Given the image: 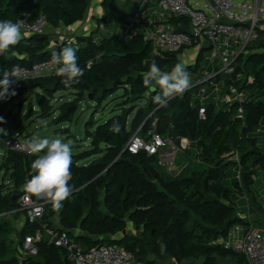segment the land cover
<instances>
[{
    "label": "trees",
    "instance_id": "16d2710c",
    "mask_svg": "<svg viewBox=\"0 0 264 264\" xmlns=\"http://www.w3.org/2000/svg\"><path fill=\"white\" fill-rule=\"evenodd\" d=\"M89 5L90 0H0V19L15 22L29 15V19L34 20L43 14L52 28L72 26L84 18ZM169 19L187 30L185 18ZM65 46L77 49L79 66L84 69L79 83L66 87L61 82L62 77L52 74L14 84L12 89L16 95L0 100V116L5 121L9 117V108L25 93L37 96L42 117L51 112L49 100L62 90L75 94L78 101L91 94L101 103L124 88L137 99H144L148 94L147 106L138 109L131 123H128L130 114L122 111L104 123L92 121L86 124L91 148L72 154L69 183L75 191L59 211L47 203L40 224L27 223L20 232V244L26 235H34L40 225L53 228L51 218L60 212L63 228L57 230L68 232L86 249L117 243L148 264H221L220 260L227 257L237 259L238 264H247L243 255L225 249L214 240L234 224L246 223L236 213L235 189L241 190L253 180L254 174L264 171V154L256 146L258 137L255 136L264 120V52L258 51L264 50V38L249 47L252 51L245 60L248 63L245 68L254 77L251 87L261 93L249 95L242 103L222 101L218 105L207 100L204 103L206 121L199 120L201 104L192 93L193 89L169 100L167 107H159L153 102L159 87L155 91L145 88L143 73L148 71L153 60L163 71H170L178 63L179 53L153 54L151 42L141 33L132 36L114 34L99 41L91 37L78 38L76 45H53L49 33L26 37L0 57V74L14 64L31 65L50 59L53 50L59 52ZM23 54L26 57L21 59ZM237 70H240L238 66ZM236 85L241 89L242 81L238 80ZM68 107L69 104L61 109L60 122L71 119ZM240 108L244 111L242 118L238 116ZM154 110L160 119L162 134L174 138L185 136L194 141L193 148L198 151L203 169L177 177L170 172L173 169L159 168L155 158L144 152L123 153L131 135ZM114 120L121 126L118 134L109 131ZM4 125L0 124V127ZM11 137L10 134L0 136V155L3 154L0 171L13 185L7 193L1 189L0 214L11 213L18 217L22 213L17 210L18 199L25 194L24 184L30 179L31 165L43 153L13 150L7 146ZM236 153L243 169L241 181L233 180L232 188L227 176L229 168L238 164L232 160ZM99 155L98 160L88 165L80 163ZM128 214L140 232L137 235H123ZM78 228L85 235L76 236L73 230ZM11 232L10 223L0 220V264H73L66 250L50 243L45 232L43 239L37 242L38 256L21 259L18 248L12 249L9 243ZM117 234L122 238L114 240ZM161 244L166 246L163 253Z\"/></svg>",
    "mask_w": 264,
    "mask_h": 264
},
{
    "label": "built area",
    "instance_id": "2783aa9c",
    "mask_svg": "<svg viewBox=\"0 0 264 264\" xmlns=\"http://www.w3.org/2000/svg\"><path fill=\"white\" fill-rule=\"evenodd\" d=\"M155 1L153 9L155 18H150L153 28L145 34V39L151 42L153 54L164 56L167 53H180L191 48L200 49L205 44L214 50L212 61L218 63L217 68L206 80L199 82V89L194 94L201 104L198 110L199 120H207L204 103L208 100V91L204 84L220 75L225 78L222 101L230 104L242 103L248 96L236 85L238 80L241 81L242 74L238 73L235 61L243 53L249 52L251 45L262 39L264 0ZM148 5H150L148 0H142L138 13L132 18V25H142V20L147 18ZM171 17L185 18L189 29L184 30L181 24L175 25L166 21ZM18 20L23 21L24 37L46 35L49 32L50 24L43 14L34 20H30L29 15ZM51 29L53 45L77 44L74 35L65 26ZM15 65L23 71L20 73L21 80L15 81L13 85L32 78L50 76L49 73L54 74L56 67L51 64L50 58L31 65L14 64L5 70H10ZM2 73L3 71L0 79L3 78ZM238 116L240 118L244 116L243 108L238 110ZM193 143L189 137L174 138L172 135L162 134L160 119L154 110L131 135L124 149L132 154L144 152L155 158L159 168L171 170L178 166L182 158L187 157L189 150L194 149ZM7 146L16 151L32 154L28 148V140L23 138L12 136ZM232 159L238 163L236 169L241 181L243 167L239 154L236 153ZM26 197V193L20 196L17 208L25 214L24 224H40L48 202L41 198ZM44 232L50 243L66 250L67 257L73 264H148L117 243L101 244L86 249L68 232L49 228L47 225H40L34 235H26L23 242L19 243L17 248L21 259L26 256H38L37 242L43 239ZM214 242L243 255L247 264H264V230L259 229L253 221L234 224Z\"/></svg>",
    "mask_w": 264,
    "mask_h": 264
},
{
    "label": "rangeland",
    "instance_id": "374dc122",
    "mask_svg": "<svg viewBox=\"0 0 264 264\" xmlns=\"http://www.w3.org/2000/svg\"><path fill=\"white\" fill-rule=\"evenodd\" d=\"M51 28L52 27L50 26L49 30ZM94 35L97 38L100 37L99 33ZM250 50L252 51V49ZM213 54V49L204 50L199 62L197 64L196 62H193V65H189L188 69L186 64H188L189 61H194V59H196L195 56H192L188 62H182L181 59L179 60V63L184 64L190 74L191 86L206 80L208 76H211V74L215 72L218 63H213ZM249 55H247V57H249ZM235 62L236 64L238 63L237 66L240 69L238 73L242 74L241 81L243 82L246 77L247 83L249 71L244 68V59H242L241 56L238 57ZM154 87L155 89L157 88V86ZM204 87L207 88L208 99L217 101L219 100L218 98L222 94V91L225 87V78L220 75L211 82H206ZM198 89L199 88L193 89L192 93H196ZM39 92L45 97V94L42 91ZM147 95L144 99H137L136 97H132L131 94L124 88H120L113 95L109 96L101 103H98L96 99H90V95H86L82 101H78V97L75 94L70 91L62 90L56 92L49 100L51 112L45 117H42V109L40 108V103L37 96L35 94L29 95L28 93H25L9 108V117L3 128L7 131V134L26 140H30L34 135H39L41 137L62 138L65 142H70L72 144V153H76L80 150L84 151L91 148V140L87 137L86 131V124L88 122L95 121L97 124H101L107 121L110 117L123 111L126 114H130L128 117V123H131L138 109H145L147 106L149 97V95ZM211 95L213 96L211 97ZM67 104L70 106L68 107V110L69 114L71 115V119L60 122L59 118L62 115L61 112L63 111L61 109ZM42 120L47 121L46 128L40 125L39 121ZM79 145L80 147H78ZM188 156L192 157V159H190ZM2 157L3 154L0 155V159ZM99 157L100 155L91 156L85 159L84 162H91L93 160L96 161ZM203 168L204 165L199 160L198 151L193 149L188 151L187 159L182 158L178 166L170 172L174 173L177 177H185ZM227 179L228 183L233 188V180L239 179V173L236 167L232 166L229 168ZM12 186L13 185L8 180V177L4 178L3 171H0V192L1 189H4L3 193H7V191H9ZM2 217L3 215L0 214V220L3 221L4 218ZM127 220L129 224L127 225L128 233L136 235L139 234L140 232L137 231L135 224L129 219V214L127 216ZM45 237L48 238L46 234ZM15 240L14 238H10L9 240L12 249H17V246L22 240V235L17 234ZM168 261L173 262V259H168ZM237 262V259H230L228 257L220 260L221 264H238Z\"/></svg>",
    "mask_w": 264,
    "mask_h": 264
},
{
    "label": "clouds",
    "instance_id": "9594fccd",
    "mask_svg": "<svg viewBox=\"0 0 264 264\" xmlns=\"http://www.w3.org/2000/svg\"><path fill=\"white\" fill-rule=\"evenodd\" d=\"M23 21L0 19V56L9 52L23 37ZM77 49L71 46L63 47L59 52H51V64L56 66L54 74L62 77V83L66 87L79 83L84 75V69L79 66ZM23 70L13 66L10 70H4L0 79V100L16 95L12 85L21 80L20 73ZM50 75L52 73H49ZM142 83L145 88L155 91L154 86L159 87V92L153 97V102L159 107H167L168 101L175 96L182 95L191 86L190 74L182 63L175 64L170 71H163L153 60L148 71L143 73ZM6 123L0 116V124ZM42 127H47V121H39ZM109 131L118 134L121 131L119 121H113ZM0 136H7V131L0 127ZM30 153L39 154L31 165L30 179L24 184L27 197L43 198L59 211L63 202L68 200L75 191L70 185L72 166V144L62 138L41 137L34 135L28 141ZM26 197V198H27ZM166 251V246L161 244V252Z\"/></svg>",
    "mask_w": 264,
    "mask_h": 264
},
{
    "label": "crops",
    "instance_id": "0c3cea01",
    "mask_svg": "<svg viewBox=\"0 0 264 264\" xmlns=\"http://www.w3.org/2000/svg\"><path fill=\"white\" fill-rule=\"evenodd\" d=\"M148 1L150 5L147 6L148 9L147 18L142 20L141 26L132 25V18L134 15L138 13V10L142 4V0H92V2L90 0V5L84 15V18L76 22L72 26H65V28H67L74 35L76 41H78V38L88 39L90 37L94 39V41H99L105 36H112L114 34H120V33L127 36H132L133 34L141 33L144 34L145 36L146 32L150 31L153 28V26L150 24V18H155L153 9L154 6L156 5V1L155 0H148ZM166 21L178 25L172 22L169 18ZM158 23H164V22H158ZM48 33L51 41H53L54 40L53 36H51L52 29H50ZM96 33H99L100 37L97 38L94 35ZM261 34H262V38H264V21L261 24ZM24 38L26 37H24L23 34L21 40H23ZM207 49H210V46H208V44H205L200 49L197 47L187 49L178 54V63L180 59L182 62H188L192 56H195L196 59H194V61H189L188 64H186V67L188 69V66L193 65V62H196V64L199 62V60L201 59L200 56H202V52ZM250 51L251 50H249V52L243 53L242 55L243 56L242 59H244V63H243L244 68L246 67V64H248L245 62V60L247 58V55H249ZM258 51L264 52L263 49H258ZM24 57H26V54L20 56L21 59ZM248 76L249 78L247 83H246V77L243 80L241 90L246 94V96L252 94L258 96V93H261V90H254V88L251 87L254 77L250 72ZM244 83H246L247 86H243ZM213 95H211V97ZM221 95H223V91ZM221 95L218 98L219 100L214 101L218 105H220L222 102L220 101L223 98ZM208 101H212V100L208 99ZM255 136L258 137L256 146H258L261 152L264 154V120L262 126L259 127L257 131H255ZM78 147H80V145ZM80 152H82V150L76 153L73 152L72 154H78ZM189 158L192 159V157ZM184 159H187V157H184ZM84 160H81L80 163L84 165H88L94 161L93 160L91 162H84ZM235 190H236L235 194L237 201L236 202L237 215L240 216L243 222L253 221L259 229L264 230V171L262 172L259 171L258 173L254 174L253 180L250 181L249 184L245 185V187L242 188L241 190L239 191L237 189ZM3 215L4 216L2 218L8 221L12 228L10 238H14L15 240L16 235L20 234V232H22L23 228L26 225L24 224L25 214L22 212L18 217L13 216L11 213L3 214ZM51 221L54 224L53 226L54 229L63 228L61 224L60 212H57L51 218ZM73 233L76 236L85 235V233L80 228L73 230Z\"/></svg>",
    "mask_w": 264,
    "mask_h": 264
},
{
    "label": "water",
    "instance_id": "95a60500",
    "mask_svg": "<svg viewBox=\"0 0 264 264\" xmlns=\"http://www.w3.org/2000/svg\"><path fill=\"white\" fill-rule=\"evenodd\" d=\"M199 86H200V83H197V84L191 86L188 90L194 89V88L199 87ZM89 97H90V99H93V96L91 94ZM127 152H128L127 149L123 150V153H127ZM127 233H128V229H125L123 231V235H126ZM121 238H122L121 234H117L116 236L113 237L114 240H119Z\"/></svg>",
    "mask_w": 264,
    "mask_h": 264
}]
</instances>
